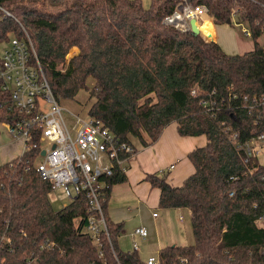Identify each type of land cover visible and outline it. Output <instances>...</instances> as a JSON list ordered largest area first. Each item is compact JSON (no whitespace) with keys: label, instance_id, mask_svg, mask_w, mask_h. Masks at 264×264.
Listing matches in <instances>:
<instances>
[{"label":"trees","instance_id":"trees-1","mask_svg":"<svg viewBox=\"0 0 264 264\" xmlns=\"http://www.w3.org/2000/svg\"><path fill=\"white\" fill-rule=\"evenodd\" d=\"M184 2L206 4L217 25L239 10L254 48L228 53L201 33L165 24ZM0 6L12 13L4 17L0 8V49L25 29L55 95L75 99L89 91L88 115L135 152L132 137L152 145L173 122L181 135L206 136V144L189 153L195 171L181 185L171 184L166 172L145 176L161 191L159 207L191 211L194 243L161 248L159 264H264V162L239 148L259 131L243 97L264 94V43L258 41L264 0H151L148 8L141 0H0ZM73 47L79 52L67 61ZM214 90L219 107L212 112L201 101ZM22 116L0 80V123ZM37 154L31 148L0 164V264L33 257L38 264H147L139 251L120 247L124 224L108 214L112 187L126 181V173L117 169L103 179L106 227L96 242L85 232L86 192L55 210L51 182L32 166Z\"/></svg>","mask_w":264,"mask_h":264},{"label":"built area","instance_id":"built-area-1","mask_svg":"<svg viewBox=\"0 0 264 264\" xmlns=\"http://www.w3.org/2000/svg\"><path fill=\"white\" fill-rule=\"evenodd\" d=\"M0 8L4 17L12 16L9 10L2 6ZM236 14H239V10L233 9L231 19ZM206 17H212L206 4L184 2L164 17L163 22L181 31H189L192 30L190 20L195 19L203 37L213 40L206 36L198 24ZM24 33L23 37H11L0 49L2 89L11 94L12 106L23 113L15 124H2L10 133L22 139L20 155L31 148H38L32 166L43 179L51 182L52 190L61 188L70 200L79 193L86 192L89 210L85 232L99 242L100 229L106 227L101 206L105 187L103 179L112 176L117 169L126 173L128 161L135 152L134 146L122 140L98 118L70 113L73 122L67 121L64 108L44 75L34 44L25 29ZM244 33L252 36L248 27ZM213 93L215 90L209 95L210 98L201 101L202 106L212 112L219 107ZM192 94L198 95L196 88L192 90ZM243 99L250 113L255 114V124L259 131L240 143L239 148L244 149L247 158L256 156L264 162V94L245 95ZM35 137L37 142L33 143ZM233 139L237 140L236 133L233 134ZM230 195H234V191H230ZM157 214L154 212V216ZM134 234L145 238L148 229L144 225L138 226ZM45 244L52 246L54 242L47 240ZM138 249V244L134 243L132 250ZM146 262L159 264L158 254L148 255ZM27 264H38L36 257L28 259Z\"/></svg>","mask_w":264,"mask_h":264},{"label":"crops","instance_id":"crops-1","mask_svg":"<svg viewBox=\"0 0 264 264\" xmlns=\"http://www.w3.org/2000/svg\"><path fill=\"white\" fill-rule=\"evenodd\" d=\"M208 21L212 26L213 37L218 42V25L215 24L212 17L211 19L208 18ZM222 47L225 51H229L228 53H235V51L226 49L225 46ZM206 142L207 138L205 135H181L178 132V124L173 122L164 129L155 143L149 146L142 145L133 154L127 164V180L113 185L108 207V214L112 221L123 222L124 224L120 239L127 236L131 240V247L127 251L133 249L134 243L138 244V251H141V246L145 245L143 244L145 241L159 244L157 251L149 252L148 256L157 253L167 245L180 244L168 243L171 242L170 240H174L173 237L177 234L176 230L167 229L163 237L159 234L157 228L162 222L166 223L168 221L169 211L175 210L179 212L182 210L191 217L190 209L163 208L166 210L163 213L162 222H159L160 213L157 210L161 208L159 207L161 191L158 187L152 186L145 179V176L149 172H166L168 181L171 184L181 185L195 171V167L189 158V153L195 148L205 145ZM154 212L158 213L157 216H154ZM134 221H136V226L133 228L131 223ZM184 221V215L179 213L180 224H177L178 231H181ZM141 225L146 226L148 229V235L145 238L134 234V230Z\"/></svg>","mask_w":264,"mask_h":264},{"label":"rangeland","instance_id":"rangeland-1","mask_svg":"<svg viewBox=\"0 0 264 264\" xmlns=\"http://www.w3.org/2000/svg\"><path fill=\"white\" fill-rule=\"evenodd\" d=\"M141 1L144 7H150L151 0ZM245 28H247V24L239 18V14L234 15L231 24L226 23L218 25V42L222 44L221 46H225L226 49L235 51V53H244L246 51L252 50L254 48L255 41L252 37L245 35ZM258 41L263 44L264 35L261 36ZM78 52L79 48L73 47L68 53L66 60L69 61L71 57ZM63 70H66V65H64ZM93 83L94 79L90 78L89 86H93ZM59 101L60 105L64 108V116L66 117L67 121L71 123L73 122V118L71 117L70 113H74L75 115L81 117L88 116V110L90 105L94 101V97L90 98L89 91L81 90L75 99L59 98ZM132 141L137 148H140L143 145L138 138L132 137ZM21 142V138H17L15 135L10 133L2 123H0V164L5 163L21 154ZM39 160H41V158H39ZM49 197L55 210L61 209L64 206L63 203L68 204L70 202V198L63 193V190L61 188L52 190ZM165 210L166 209L158 208L157 211L158 213H160L159 222H162L163 213L165 212ZM179 213L183 214L185 217V221L181 226V231L177 230V224H180ZM135 226L136 221L131 223V227L134 228ZM170 228L176 230L177 234L173 237L174 240H170L171 242L168 243H180L181 245L194 243L191 217H189V215L186 214L185 211H169L168 221L166 223L162 222L161 224H159L157 230L159 231V234L164 237V235L166 234V230ZM143 244L145 245L141 246V251H139L143 259L146 258L149 252H156L159 246V244L151 243L150 241H145L143 242ZM119 245L123 250L127 251L131 247L130 238L124 236L120 239L119 237Z\"/></svg>","mask_w":264,"mask_h":264},{"label":"bare ground","instance_id":"bare-ground-1","mask_svg":"<svg viewBox=\"0 0 264 264\" xmlns=\"http://www.w3.org/2000/svg\"><path fill=\"white\" fill-rule=\"evenodd\" d=\"M198 24L208 38H212L213 40H215V37H213L212 26L211 23L208 21V17H206L202 22H199Z\"/></svg>","mask_w":264,"mask_h":264},{"label":"water","instance_id":"water-1","mask_svg":"<svg viewBox=\"0 0 264 264\" xmlns=\"http://www.w3.org/2000/svg\"><path fill=\"white\" fill-rule=\"evenodd\" d=\"M190 23H191L192 31L195 32V33H197V34L200 33V29H199L198 26L196 25V20H195V19H191V20H190ZM227 23H228V24H231V23H232V19L229 18V19L227 20ZM43 153H44V151H43Z\"/></svg>","mask_w":264,"mask_h":264}]
</instances>
